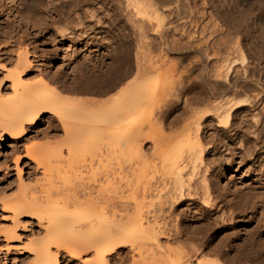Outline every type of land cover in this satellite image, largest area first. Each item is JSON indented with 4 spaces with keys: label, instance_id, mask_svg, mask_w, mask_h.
<instances>
[{
    "label": "bare ground",
    "instance_id": "1",
    "mask_svg": "<svg viewBox=\"0 0 264 264\" xmlns=\"http://www.w3.org/2000/svg\"><path fill=\"white\" fill-rule=\"evenodd\" d=\"M18 1L20 5L18 10L28 18L37 21L46 5L50 7L53 19L63 21L70 13L67 12L68 10L65 13L59 7L66 5V9H71L72 12L73 5L75 7L85 0H55L60 3L58 5H54L53 0ZM119 2L127 14H130V22L136 28L133 30L134 34L135 32L138 34L135 36L138 37V46H136L139 48L137 52L139 55L135 67L126 73L116 75L117 69L119 71L124 65L123 60H117L103 71L96 70L91 76L94 81L115 77L113 83L108 84V90L113 92L110 101L96 109L82 110L81 106L76 107L78 102L76 103L74 99L57 93L59 92L57 90V92L49 90L45 83H26L20 76L23 71L19 72V68L23 70L30 64L27 50L23 49L18 53L14 69L7 74L10 79V86L7 88L13 92L11 99L3 98L4 86L0 82V138L9 135L11 139L19 141L36 125L43 113H50L57 117L63 126L66 154L72 158L76 156L75 152L82 148L97 153L103 144L108 145L104 147L116 148L115 151L119 153L126 150L135 155L140 154L142 157L146 155L141 148L144 141L152 142V152H157L164 146L169 147L170 153L162 156L160 173L161 176H168L172 181L173 192L171 196L169 195V199H173L171 207L179 206V201L184 196L200 195L202 201V205H199L202 212L200 214L210 217L211 221L208 220L203 224L196 222L194 232L198 235L197 239H201L200 234L203 235L205 229L209 230L212 240L219 233L223 235L221 240L229 239L231 236L229 234L233 233L235 237L232 238L235 243L240 241L234 245L240 254L237 260L234 259L235 262L254 261L264 264V243L260 239L264 234V170L259 169L257 178L253 177L250 183L247 184L250 180L243 182L247 184L243 189L216 193L218 177L227 167H232L235 160L233 156L230 157L225 168L223 167L224 170L217 173L216 168L221 166V162L216 164L217 159L211 156L214 160H208V157L210 158L209 155L213 152L211 149L215 147V140H223V144L227 145V141L231 142L234 138L228 135L226 130L223 133L224 137H219L217 133L215 134L219 138L214 137L212 133L207 135V127L214 126L211 122H215V126L219 128H225L234 112L241 113L248 107L252 109L249 117L250 122H253L251 123L253 130H250L251 133L245 139L246 144L243 145L245 151L241 149L242 152L238 151L236 155H239V159L243 161L246 155L259 156L258 151L261 149L262 154L264 153V79L261 80L264 73L260 72L261 67L258 66L264 54V30L259 32L256 39L258 50L262 51L261 56L257 55L261 57L257 62L258 65L256 64L257 67L255 64H250L253 66L249 63L245 64L247 58L243 47L246 43L243 41L249 34L246 35L244 30H241L244 25L246 26L245 20L242 22L244 17L253 20L252 22L259 27L260 23H264V0H120ZM90 16L94 18L93 14ZM208 18L215 20V23L212 20L213 24L210 22V26L202 24ZM219 19L220 24H216ZM75 22L78 21L75 19ZM176 27H181L180 37L169 40V32L174 31ZM145 28L157 36L156 44L145 40L147 39ZM241 31L245 35L241 34ZM247 43L250 45L252 42ZM257 44L252 43L254 46ZM255 52L258 53L257 50ZM216 57L221 58L220 62L218 60L213 62ZM255 60H258V57ZM238 65L242 68L240 77L237 76L240 68ZM258 67L260 68L257 69ZM155 126L158 129H154ZM156 130H159L156 132L159 134L151 137ZM167 130L170 132L169 135L168 132L166 133ZM174 130L176 132L171 134ZM225 139L227 141H224ZM210 143L213 145H209ZM255 148H258L257 151ZM35 150L32 151L37 155L34 156L35 160L45 165L42 177L34 186L28 184L17 198L11 199L7 196L9 200L6 198V202H3L13 216L27 214L42 222L41 234L33 235L28 241L29 249H27L32 253L30 264H58L60 252L74 258L87 251L93 253L91 258H87L90 264H114L116 258L113 260V256L119 255V251L126 247L138 252L144 249L141 252L148 254L146 257L145 253L142 255L140 252L138 259L133 260L136 264H225L219 258L223 250L221 251L218 243L214 246L199 243L194 248L192 246V250L189 251L191 253L180 254L178 251V255L169 246L158 244L160 235L162 236L163 233L164 236L166 235L167 230L164 229L165 225H162L164 221L161 223V220L156 218L148 219L144 210L146 200L153 196L148 181L151 167L137 165L126 171L119 168L120 166H114V169L119 168L116 170L108 167L116 172V174L113 172V175L109 173L110 170L102 166L106 162L100 158L102 163L100 167L106 168L108 174L99 167V171L102 170V179L98 182L97 178L101 175L97 176L99 175L97 173V178L93 176L98 172V167H95L94 163L91 166L90 159L89 167L87 163L89 169L86 168L85 171L88 170L90 173L93 169L92 172L94 170L95 172H91L92 177L87 181L97 179L94 183L96 182L97 186L96 184L95 186L98 187L95 195L94 193L92 195L91 191L86 193L80 188V186L86 188L82 184L86 186L87 181L81 175L87 176L88 172L84 171L85 173L81 174L80 166L76 168L72 166L74 163L71 164L66 159L63 161L58 159L60 162L57 160L58 164H55V159L61 156V149L54 150L48 155L39 154ZM50 155L54 157L50 158L54 159L53 164L48 160ZM120 158L115 160L116 165ZM96 159L99 161L98 158L94 160ZM218 159L220 161V158ZM65 160L66 164L63 163ZM97 164L96 166H99V163ZM209 169L211 171L206 174ZM212 172H215V175L214 173L212 175ZM88 176L90 177V174ZM157 197L161 198L160 195ZM218 205L220 212L217 210ZM212 212L220 214L211 218ZM186 213L180 212L181 220ZM219 223L222 225L217 227ZM240 225L246 233L243 238L241 230L238 229ZM178 230L180 229L175 232ZM3 233L4 236L15 238L12 229H6ZM177 235H180V232ZM52 248L55 251H52ZM209 254H213V258H208ZM234 260L230 263L232 264Z\"/></svg>",
    "mask_w": 264,
    "mask_h": 264
},
{
    "label": "rangeland",
    "instance_id": "2",
    "mask_svg": "<svg viewBox=\"0 0 264 264\" xmlns=\"http://www.w3.org/2000/svg\"><path fill=\"white\" fill-rule=\"evenodd\" d=\"M54 1L55 0H53V2ZM56 1L54 2L55 3L54 5L60 4ZM119 1L120 0H85L82 3L79 2L81 4L79 3L76 4L77 6L79 5V7L75 5L76 7L75 8L73 7L74 6L73 5L72 12H70L71 9L70 10L66 9V5L64 4L65 6L61 8L59 7V9L65 11V13L66 10H68L67 12L70 14H68L67 15L68 17L64 18L65 20L63 21L62 20L56 21V18L53 19V15L50 10V7L48 8L46 5H44V11L40 14L38 20L36 21L31 18H28L26 14L22 15V13L18 10L20 8L18 0H0V82L1 85L4 86V88L2 87V91L4 94L3 98L5 100H9L13 97L12 90L10 88H7L8 86H10V82H9L10 79L8 78L7 74L9 71H12V69H14L15 67L14 64L16 63L15 61L17 59L18 53L21 52V50L26 49L27 57L30 60V64H29L30 66L28 65V67L23 68V70L22 68H19V72L23 71L22 73H20V76L21 78H23V80L26 83H45L48 85L47 88L49 90H52L54 92L59 91L57 93L64 94L68 98L74 99L76 103L78 102L79 104H82L83 106L79 105L78 103L76 104V107L81 106L82 110H87V109L92 110L94 108L96 109L101 104L108 103L110 101L109 99L113 96V92L108 90L109 85L113 83L115 77L112 76V78L109 79H101L94 81L93 80L94 78L92 79L91 76H93L96 73V70L100 69L103 71L109 64H114L117 62V60L118 61L123 60L124 65H122V67L119 68L120 69L119 71L117 69L116 75L126 73L128 70L135 67L136 58L139 55V53L137 55L139 48L137 47L138 37H136L138 36V34H136L137 32H135L136 34L135 36L133 30L135 26L134 24L132 26V22H130L131 16L130 14H127V12L123 9L121 2ZM69 8H71V6ZM74 11L76 12L74 13ZM91 14H93V17L95 19L91 18L90 16ZM126 14L129 16L127 17ZM245 18L246 17H244V19L242 20V22L245 20L244 24H246V26L242 24V26L244 25L243 27L245 29L241 28V30H244V33L246 35L247 33L249 34L248 35L249 38L244 37V41H243L246 43L244 44L245 49L243 47L245 58H247L245 60V64L247 65L248 63L249 65L255 64V66L257 67L258 65L257 62L260 60L259 58L262 57L261 58L262 60L258 62L259 63L258 66H260L261 68L258 67L257 69L260 68V72L262 71L264 73V63H263L264 54H262V51L258 50L259 45L257 44V40H256L258 38L257 37L258 34L263 32L264 30V28H262L264 27V23H260L262 27L260 26L261 29H259L260 27L256 26V23L252 22L253 20L250 21L248 18H246L247 19L246 21ZM75 19L79 23L75 22ZM212 20L213 19L210 20L208 18V20L207 19L204 20L203 21L204 23L202 24L210 26L213 21L215 23V20L213 21ZM218 22L216 24H220V19ZM76 24L77 26H75ZM76 28H78V30H76ZM180 30L181 27H176L174 31L171 30L168 34L169 40L173 38L174 39L179 38L181 34ZM144 31L147 38L145 40L152 41L156 44V42L158 41L157 36L153 35L151 30H148L147 28H145ZM244 33L243 31H241V34L245 35ZM245 39L248 40L247 42L250 43L252 42L254 45L255 44L257 45L254 46L252 45V43L249 45ZM253 39L255 40V42ZM255 49L257 50V52L260 51L261 53L260 52L256 53ZM247 50L249 51L247 52ZM253 55L256 56L253 57ZM256 57H258V60H255ZM216 60L220 62L221 58L219 57L217 59L216 57L215 60L213 59V62H215ZM215 65H217V63H215ZM245 67L248 66L245 65ZM238 69L237 70L239 72H237L238 73L237 76L239 75L240 77V75H242L241 66ZM262 75L264 76V74ZM263 79L264 77H262L261 80ZM80 101L82 103H80ZM74 109L76 108L74 107ZM251 111L252 109L247 107L241 113L240 111L234 112L229 118L228 126H226L225 128H221V127L219 128L215 126V122H211V124L214 123L213 124L214 126L212 127L215 128L212 127L210 128V126L207 127V132H208V133L206 132L207 135H210L212 133L214 137H216L217 135L219 137L220 136L224 137L225 135L223 133L226 130L228 135H231L234 138V140L231 141L232 143L230 141H227V139H225L224 141H227L228 143L227 145L223 144V140L222 141H219V139L215 140L216 142V143L214 142L215 147L211 149V151L213 152L210 153L209 155L210 158L208 157V160L217 159L216 164L217 162H221L220 163L221 166L216 168L217 173H220L221 171L224 170L223 167L225 168V165L229 161L230 157L233 156L235 160L232 167H227V169L224 170V173L221 174L222 176L220 175L218 177L217 182L218 181L219 182L217 183L216 186L217 189L216 193L218 194L227 193L230 191L232 192V190L235 191L240 188L243 189L245 185H247L252 181L253 177L259 174V169L261 171L264 170L263 168L264 153L262 154L261 152L262 149L258 151L260 152L259 156L254 157L253 155H250L251 156L250 158L249 155L248 157L246 155L245 157L247 159L244 158L243 161L239 159V155H236L238 154V151L242 152V150H244L243 145L246 144L245 139L249 135V133H251V131L253 130V128L251 127L253 126L252 125L253 122H250L251 119L249 117V113H251ZM155 128L158 129L157 126H155L154 129ZM63 130H64L63 126L61 122L57 119V117L51 115L50 113H43L41 115L40 120H38V122L36 123V125H34L33 128L30 129L28 133L19 141H15L11 139L9 135H5L0 138V264H30L32 260V253L29 252L28 250L29 238H31L33 235L38 236L42 232V228H43L42 227L43 225L41 224L42 222L38 221L34 217H30L27 214L20 215L17 217L13 216L10 210L5 206V203H3L6 202L5 199L8 197L11 199L17 198L19 195L22 194L23 192L22 190L25 187H27L28 184L29 186H32V184L34 186L42 177L43 175L42 173L45 165H43L40 161L35 160L34 156L37 157V155H35V153L32 152L33 149L34 150L36 149L35 151H37L39 154L43 153L45 155L50 154L54 150L61 149L62 153L60 152L61 153L60 155L62 157L59 156V158H56L55 162L58 159L61 161L66 159L70 163L71 162L74 164L76 163L77 165L76 164L74 165L72 163L71 164L72 166H76V168L77 167L79 168L80 166V169L82 170L81 174L88 172L87 176H85L86 174L84 176L81 175V177H84V180L86 181L88 178L91 179L92 177L91 172L93 171V169L92 171L90 170V173L88 170L85 171V169L88 168L90 164L91 166L95 165V167H98L97 168L98 172H95V170H94L95 173L92 172L95 174L93 175L95 178L101 175L100 177L97 178L98 182L99 180L102 179L101 171L102 170L107 171L108 167H112L113 170H116L120 166L119 168H122L125 171L126 169L128 170V168H132L135 166L137 167V165L140 166L147 165L151 167L154 170L152 171L151 169L150 170L151 172L149 171L150 177L148 176L149 177L148 181L150 186L152 187V189L150 187L151 189L150 192L153 196L146 200L147 204L144 210H145V214L147 213L146 216L148 219L156 218L159 221L161 220V223L162 221H164L162 225H165L164 229L167 230L165 231L166 235L164 236V233L162 235L163 237L160 235L158 239V244H161L162 246H166V247L169 246L171 249H174L173 251L177 252L176 254L178 255L179 252L180 254L188 253L189 251L192 250L191 249L192 246L194 248L196 244L198 245L199 243L202 244L205 243L204 244L205 246L208 245L214 246V244L217 245L218 243V245L221 246L220 247L221 251L223 250L222 255H220L219 258H221L225 264H231L230 263L231 260H234L235 258H236L235 260L238 259L240 254L238 253L239 251H237L238 249L235 248L234 245L240 243V241L238 242L236 241L235 243L234 238H232L235 237L233 236L234 235L233 233L229 234V236L231 235L230 236L231 239L226 238L225 240H221L223 235L222 233H219L216 236V238L212 240V236L209 235V230L205 229L206 232L203 231V235L202 233L200 234L201 239H197L198 235H196V232H194V226L196 222L199 221L200 224H203L208 220L211 221L210 217L202 216V214H200L202 213L200 211L201 209L199 208V205L200 204L202 205L201 203L202 201L200 200V195L184 196L179 201L180 202L179 206L174 205V207L173 206L171 207V205H173L171 204L173 199L172 198L169 199V198L171 196L170 194H172L173 192L171 191L173 190L172 181L168 176H163V175L161 176L160 173L161 172L160 168L163 163L162 156L166 153H170L169 147L164 146V148H162L161 150L157 152H152V144H151L152 142H150L149 140L144 141L142 142L141 148L146 155L142 157L140 154H136L137 155L136 156L135 153H132L130 151L128 152L126 150H122V153L121 152L119 153V151L117 150L115 151L116 148L104 147L107 144L106 145L103 144V147L101 145V148L97 150L98 151L97 153L82 148L79 149L77 152H75L76 156L72 158L71 156H68L66 154V136L64 135ZM156 132H159V130L154 131L151 137H155V135L159 134V133L157 134ZM175 132L176 131L174 130V132L172 131L171 134H174ZM166 133L167 135H169L170 133L169 130H167ZM215 133H217V135ZM236 135L237 138H235ZM218 136L217 138H219ZM104 140L106 141L107 139L105 138ZM209 145H213V143H210ZM257 149L258 148H255L256 151ZM119 155L121 158L119 157ZM218 155L219 157H217ZM116 156L118 159L119 158L120 160L122 159L121 162L119 160L120 164H118L119 162L117 161L118 162L117 165L115 164L116 163L115 160H118ZM51 157L52 155L48 157V160H50L49 161L50 164H53L55 162L54 159H50ZM95 158H98L99 161L97 159L94 160ZM100 158L102 159L103 162H106L107 166L105 163L103 164L100 163ZM218 158H220V161H218L219 160ZM90 159L91 161L89 162ZM257 159L258 161H256ZM48 160L47 163H49ZM66 160L63 162L64 164H66ZM93 160L99 163V166H96L98 164L95 163ZM208 160H206L205 157L206 163ZM107 161H109L112 164L110 165V163ZM57 162L55 164H58ZM87 163H88V167H87ZM101 164L103 167L105 166L107 169L100 167ZM114 166H118V167H115L116 169H114ZM99 167L100 169H102L101 171H99ZM112 168L108 169V171L110 170L109 171L110 174H113L114 172ZM106 171L105 173L108 172ZM210 171L211 169H209V171L206 174H209ZM97 173L99 175L96 176ZM114 173L116 174V172ZM213 173L215 175V172H212V175ZM89 174L90 177L88 176ZM95 178H93L94 179L93 181L88 180L90 182L92 181L93 184H91L92 182L91 183L89 182L90 184L89 185L88 181H87L88 186L82 184V186L86 187L85 188L86 190L83 189V187L81 186L80 188H82V190L85 191L86 193L87 191L88 193L91 191L90 193H92V195L94 193L95 195L98 188L96 187L97 183L96 182L94 183L95 180L97 181V179ZM255 178H257V176ZM79 179L81 181L83 180L82 178ZM243 182L245 183L247 182V184ZM158 195H160L161 198L157 197ZM162 195L164 196L162 197ZM194 198L197 200H195ZM163 201L164 202L167 201V202L163 205L164 203ZM150 202L152 204H150ZM203 204L205 203L203 202ZM219 209H220V205H218L217 210L219 211ZM190 210L192 211L190 212ZM180 212L181 213L188 212L184 217L186 218L185 220L184 218L181 220ZM9 214L12 216H10ZM217 214L218 213L214 214L212 212L210 216L211 218L212 217L215 218L214 216H216ZM205 217L209 219H206ZM224 224H226V222H224ZM221 225L222 224L219 223L217 227ZM178 228L180 230L175 232ZM6 229L7 230L12 229L15 232L14 239L4 236L3 231ZM238 229L241 230V234L243 238L244 237L243 235L246 233L244 232V230H242L241 225L238 227ZM179 232L180 235H177V233ZM168 234L171 236H168ZM181 234H184L185 236ZM180 236L183 238H181ZM206 239L209 241H207ZM260 239L261 242L264 243V234L262 235V237H260ZM141 250L143 251L144 249ZM141 250L139 252L137 250L132 251L127 247L121 249L119 251V255L115 254L113 256L114 257L113 260H115L116 258L114 264H136L134 261L138 259L137 257H139L138 255L140 254ZM52 251H55V249L52 248ZM90 252L91 251H87L86 253L79 255V257L74 256V258L73 256H70L64 252H60L58 255V260H59L58 264H90V262L87 261L88 260L87 258H91L93 255V253ZM143 253L145 252H141L142 255H144ZM212 255L209 254L208 256L207 255L206 256L208 258L210 257L213 258L214 255L213 256ZM235 260L232 261L233 262L232 264H260L254 261L235 262ZM193 261L194 259L192 260V262Z\"/></svg>",
    "mask_w": 264,
    "mask_h": 264
}]
</instances>
